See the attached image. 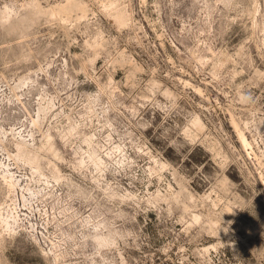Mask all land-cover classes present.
I'll return each instance as SVG.
<instances>
[{"label":"rangeland","instance_id":"1","mask_svg":"<svg viewBox=\"0 0 264 264\" xmlns=\"http://www.w3.org/2000/svg\"><path fill=\"white\" fill-rule=\"evenodd\" d=\"M0 264H264V0H0Z\"/></svg>","mask_w":264,"mask_h":264},{"label":"bare ground","instance_id":"2","mask_svg":"<svg viewBox=\"0 0 264 264\" xmlns=\"http://www.w3.org/2000/svg\"><path fill=\"white\" fill-rule=\"evenodd\" d=\"M244 141V140H243ZM247 144V143H246ZM11 176V175H10ZM15 177V176H14ZM11 178H12V176H11ZM16 178V177H15ZM59 178V177H58ZM54 179V178H53ZM57 181V180H56ZM11 187V186H10ZM14 187V186H13ZM26 200V199H25ZM7 214V213H6ZM15 217V216H14ZM4 218V217H3ZM14 219V218H13ZM8 220V219H7ZM7 223V222H6ZM12 230V229H11ZM14 231V230H13ZM98 235H95V239H97V243H99V245H102V247H103V245H108L109 243H110V241H111V239H109L108 238V236L107 237H104L103 236V234L102 235H99V233H97ZM111 244V243H110Z\"/></svg>","mask_w":264,"mask_h":264},{"label":"built area","instance_id":"3","mask_svg":"<svg viewBox=\"0 0 264 264\" xmlns=\"http://www.w3.org/2000/svg\"><path fill=\"white\" fill-rule=\"evenodd\" d=\"M12 170H13V169H12ZM17 176H18V178L20 179V182L23 181V180H26V179L28 178V176H27V175H24V174H20V175L17 174ZM19 184H20V183H19ZM19 187H20V186H19ZM23 188H24V187H23ZM16 206H18V205H16ZM16 208H17V207H14V208H12V209L15 210ZM14 210H13V211H14ZM13 211H12V212H13Z\"/></svg>","mask_w":264,"mask_h":264}]
</instances>
